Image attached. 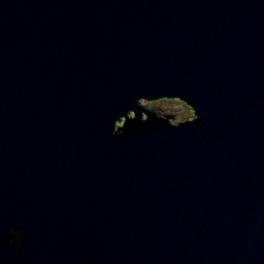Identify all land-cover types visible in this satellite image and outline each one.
Here are the masks:
<instances>
[{
	"label": "water",
	"instance_id": "95a60500",
	"mask_svg": "<svg viewBox=\"0 0 264 264\" xmlns=\"http://www.w3.org/2000/svg\"><path fill=\"white\" fill-rule=\"evenodd\" d=\"M0 264H264V0H0Z\"/></svg>",
	"mask_w": 264,
	"mask_h": 264
},
{
	"label": "rangeland",
	"instance_id": "374dc122",
	"mask_svg": "<svg viewBox=\"0 0 264 264\" xmlns=\"http://www.w3.org/2000/svg\"><path fill=\"white\" fill-rule=\"evenodd\" d=\"M140 103L142 106L148 107L161 115H166L168 119H171V121L173 120L172 123L174 124L192 120L193 116H195L193 109L180 99L163 98L162 100L150 103L141 100ZM130 118H132V116ZM124 122L125 120H123L122 123H119V125L123 126Z\"/></svg>",
	"mask_w": 264,
	"mask_h": 264
},
{
	"label": "flooded vegetation",
	"instance_id": "af4514ba",
	"mask_svg": "<svg viewBox=\"0 0 264 264\" xmlns=\"http://www.w3.org/2000/svg\"><path fill=\"white\" fill-rule=\"evenodd\" d=\"M162 99L163 98H159V99H145L143 101H147L148 103H150V102H156V101L162 100ZM181 101H183V100H181ZM184 102L187 104L186 101H184ZM188 106L190 108H192L190 105H188ZM140 108L142 110L141 113H138V115H136L135 113H130V117L131 116H132V118H134V117H139V118L140 117H143L144 119H147V116H148V117H150V119H152L153 116H154L158 120L159 119L162 120V119H166L167 118L166 115H163V114L161 115L160 113H157V112L149 109L148 107H144V106L141 105V103H140ZM194 115H195V113H194ZM195 118H196V116H193L192 120H194ZM187 121H191V120H187ZM187 121H184V122H187ZM172 122H173V120H172ZM180 123H182V122H180ZM180 123H178V124H180ZM11 236H12V239H13V242L12 243L14 245L18 246L20 248V251L21 252L23 251L22 253L25 254L27 252V250H25V246L27 245V242H26V233L23 232V231H20L18 229H13V230H11Z\"/></svg>",
	"mask_w": 264,
	"mask_h": 264
},
{
	"label": "trees",
	"instance_id": "16d2710c",
	"mask_svg": "<svg viewBox=\"0 0 264 264\" xmlns=\"http://www.w3.org/2000/svg\"><path fill=\"white\" fill-rule=\"evenodd\" d=\"M184 101V100H183ZM188 104V103H187ZM189 105V104H188ZM193 109V108H192Z\"/></svg>",
	"mask_w": 264,
	"mask_h": 264
}]
</instances>
